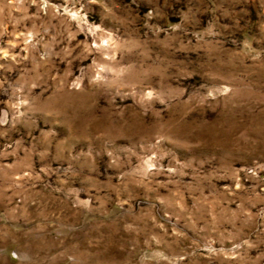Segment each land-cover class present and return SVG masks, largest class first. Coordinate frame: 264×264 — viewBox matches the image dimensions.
<instances>
[{
    "label": "rangeland",
    "instance_id": "374dc122",
    "mask_svg": "<svg viewBox=\"0 0 264 264\" xmlns=\"http://www.w3.org/2000/svg\"><path fill=\"white\" fill-rule=\"evenodd\" d=\"M0 264H264V0H0Z\"/></svg>",
    "mask_w": 264,
    "mask_h": 264
}]
</instances>
